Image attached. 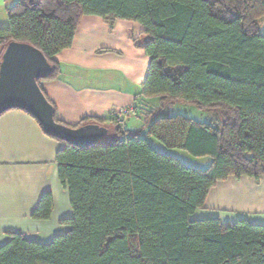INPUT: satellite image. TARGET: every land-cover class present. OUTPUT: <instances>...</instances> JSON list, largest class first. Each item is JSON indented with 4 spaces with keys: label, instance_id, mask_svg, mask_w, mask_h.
I'll return each instance as SVG.
<instances>
[{
    "label": "trees",
    "instance_id": "obj_1",
    "mask_svg": "<svg viewBox=\"0 0 264 264\" xmlns=\"http://www.w3.org/2000/svg\"><path fill=\"white\" fill-rule=\"evenodd\" d=\"M6 14L0 61L9 44L30 45L52 68L43 81L58 76L55 56L84 16L140 25L134 43L149 66L133 105L144 131L118 126L117 114L75 126L54 115L73 130L112 124L115 138L79 147L49 136L65 146L55 163L69 231L48 244L10 234L0 264H264V225L191 220L218 182L264 177V0H19ZM175 105L215 113L200 122L170 114ZM172 151L211 161L191 167ZM52 210L44 193L31 218Z\"/></svg>",
    "mask_w": 264,
    "mask_h": 264
},
{
    "label": "crops",
    "instance_id": "obj_2",
    "mask_svg": "<svg viewBox=\"0 0 264 264\" xmlns=\"http://www.w3.org/2000/svg\"><path fill=\"white\" fill-rule=\"evenodd\" d=\"M18 1L0 0V27L8 26L6 10ZM141 33L142 27L133 22L115 20L110 26L100 17L81 18L72 46L55 56L58 76L40 83L58 122L75 126L89 117L107 119L135 105L149 66V58L134 43ZM132 116L138 121L127 123L125 129L142 131L143 115ZM108 137L114 139L115 135ZM64 147L23 111L0 116V247L10 234L48 244L69 231L61 222L71 219L73 213L55 163L56 153ZM180 152L169 153L179 159ZM47 192L53 198L50 219L35 221L31 215ZM212 219L222 224L247 221L264 225V177L257 181L230 177L218 182L204 208L191 217L192 221Z\"/></svg>",
    "mask_w": 264,
    "mask_h": 264
},
{
    "label": "water",
    "instance_id": "obj_3",
    "mask_svg": "<svg viewBox=\"0 0 264 264\" xmlns=\"http://www.w3.org/2000/svg\"><path fill=\"white\" fill-rule=\"evenodd\" d=\"M51 72L39 50L27 44H9L0 61V116L11 110L23 111L39 123L46 135L79 147L103 140L107 128L90 125L73 130L55 121L54 109L37 84Z\"/></svg>",
    "mask_w": 264,
    "mask_h": 264
},
{
    "label": "rangeland",
    "instance_id": "obj_4",
    "mask_svg": "<svg viewBox=\"0 0 264 264\" xmlns=\"http://www.w3.org/2000/svg\"><path fill=\"white\" fill-rule=\"evenodd\" d=\"M260 26H261V33L264 35V18H262L260 20ZM214 111H198L197 109H195L192 106H185V105H175L172 109L170 114L172 115H181L184 116L186 118H190V119H195L197 121L200 122H210L212 120V117L214 115ZM144 117V116H143ZM138 121L137 118L131 116L128 119V124H131L133 122ZM126 123L125 126H127L128 124ZM112 127V126H111ZM109 129V128H108ZM112 134H114V128L112 127V129L110 128L108 135L106 136V139H109L108 136H111ZM150 142L152 143V145L154 147H156L157 149L160 150H165L163 149L164 147L158 143L157 141H155L154 139H150ZM179 159H181V161L191 167H200V168H204L206 166H202L206 163V160L209 159H205V158H194L189 156L187 153L185 152H180L179 153Z\"/></svg>",
    "mask_w": 264,
    "mask_h": 264
},
{
    "label": "built area",
    "instance_id": "obj_5",
    "mask_svg": "<svg viewBox=\"0 0 264 264\" xmlns=\"http://www.w3.org/2000/svg\"><path fill=\"white\" fill-rule=\"evenodd\" d=\"M134 111L135 108L133 105L130 106L129 108L119 111V113L115 118V123L118 126H124L127 123L128 119L133 115Z\"/></svg>",
    "mask_w": 264,
    "mask_h": 264
}]
</instances>
